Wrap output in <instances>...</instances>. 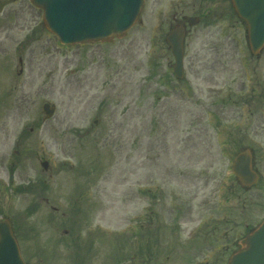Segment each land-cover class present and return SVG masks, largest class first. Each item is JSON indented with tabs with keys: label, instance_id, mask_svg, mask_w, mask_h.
Listing matches in <instances>:
<instances>
[{
	"label": "rangeland",
	"instance_id": "1",
	"mask_svg": "<svg viewBox=\"0 0 264 264\" xmlns=\"http://www.w3.org/2000/svg\"><path fill=\"white\" fill-rule=\"evenodd\" d=\"M144 4L141 17L123 39L64 45L45 29L41 9L33 7L30 0H0V27L10 28L6 20L13 25L9 32L13 40L6 41L9 47L5 53L10 54L2 60L10 64L9 74L16 81L14 89L0 90V220L8 217L14 233L21 234L27 228L40 226L41 209L48 218L51 206H55L59 221L64 210L73 212L71 187L75 185L76 191L80 190L83 176L89 175L88 198L87 194L85 198L78 194V199L83 200L77 204L92 205L86 231H107L99 264H186L182 256L173 260L170 255L154 256L147 250L143 253L152 248V241L148 246L146 242L144 248L139 245L136 214L141 212L146 229H154L156 224H149L150 210L145 208L150 199L148 188L153 185L163 190L157 203L160 226L165 217L175 215V204L191 202L197 194L198 200L202 194L207 197L214 191L221 195L223 213L229 212L225 209L229 199L236 205L240 235L264 218L263 206L256 204V197L264 195V190L247 192L230 171L234 151L220 153L215 149L214 154L192 155L177 141L171 90L158 85L153 76L172 62L165 34L174 12L173 3L145 0ZM16 11L22 13L21 18ZM235 21L231 28L223 24L222 35L218 39L210 37L209 41L201 39L204 33L200 32L198 38L195 34L204 31V24L195 26L186 40V52L213 49L224 54L226 96L244 99L243 112L230 120V128L236 129L238 124L247 128L244 141L256 149L258 162V144L264 142V132L256 135L253 110L245 100L255 66L264 77V51L258 61L251 59L245 24L237 16ZM212 29H216L215 24ZM27 40L43 64L40 69L29 70L25 63L23 75H18L17 58L20 54L28 56L27 49L21 51L20 45L27 44ZM164 95L166 100L161 99ZM44 101L56 105L49 120H44L41 111ZM32 126L35 130L30 133ZM21 135L22 144L15 147ZM236 137L237 133L230 138ZM13 143V148L22 150V156L15 155ZM45 160L47 169L42 167ZM100 174L106 181L98 187ZM206 176L214 180L204 183ZM163 178L166 181L162 184ZM41 181L47 185L43 194L50 202L46 204L36 198ZM135 182L139 199L134 193ZM28 185L32 191H15L17 186ZM193 205L187 228L197 222L201 213L198 201ZM165 232L168 233L166 228L159 233L163 249L169 246ZM201 259L199 253L195 261Z\"/></svg>",
	"mask_w": 264,
	"mask_h": 264
},
{
	"label": "flooded vegetation",
	"instance_id": "2",
	"mask_svg": "<svg viewBox=\"0 0 264 264\" xmlns=\"http://www.w3.org/2000/svg\"><path fill=\"white\" fill-rule=\"evenodd\" d=\"M172 3L174 10L173 22L176 23L179 19H185L188 15L197 17L196 22L204 24H202L204 31L199 30L195 34L198 38L200 32L204 33L201 38L204 41H209L210 37L218 39L222 35L223 24L226 25L227 23L228 28H231L236 23L231 0H172ZM16 14H19L21 18V12L16 11ZM6 21L10 28L7 25L0 27V90L3 88L9 91L15 88L13 83L16 81H14L15 77L9 74L10 64L5 65L2 60L10 54L5 53L9 47V43H6V41L12 39L9 32L11 33L10 30L13 25L10 21ZM16 23L20 22L17 21ZM174 23H170V29L175 25ZM20 24L23 27L22 23ZM213 24H215L216 29H212ZM194 27L187 28L186 38H188ZM29 46H32V43H21L20 45L21 51L24 48L27 49L28 56L20 54L17 58V63L20 66L16 73L18 75H23L25 63L29 66V70L42 67V57H37L34 48L30 49ZM263 51L264 49L262 53ZM262 53L258 56H251V59L258 61ZM223 55L213 49L185 52L184 72L180 78L175 75L169 62L164 66L165 70H158L153 75L157 78L158 85L171 90L177 141L181 144L182 149L189 150L192 155L214 154L215 149H219L220 153H226V151H234L231 148L232 145L235 146L234 149H238L248 144L244 141L247 130L244 125L239 126L238 124L236 129L230 128V120L239 118L243 112V106L241 105H244V99L240 96L234 98L226 96L227 86H225ZM250 77V94L245 101L253 110L254 127L257 135L264 132V77L257 73V66L254 67ZM166 97L164 95L161 99L166 100ZM1 128L4 131L3 126ZM34 130V126L29 128L30 133H33ZM236 133L238 137L232 140L231 135ZM22 140L23 138L19 137L14 142L15 147H19ZM14 143L12 150L15 155L22 156L21 149L13 148ZM253 153V165L258 173L259 181L245 190L251 192L255 189L262 192V189L264 190V142L258 144V162L255 159V152ZM209 168L210 166L207 169ZM182 176L184 177L185 174ZM98 177H100L98 185L100 187L106 181V177L104 174H100ZM211 180H214V177L209 178V176H206L204 183L208 184ZM165 181L166 179L163 178L161 180L162 184ZM86 182L82 188L83 190H79L84 198L86 194L88 198L87 191L90 188V185H86ZM135 185V197L139 199L138 182H135ZM37 186H40L36 195L38 201L44 204L50 202L49 197L43 195L41 185L38 184ZM95 189L97 190L96 185ZM162 194L163 190L155 185L152 189L148 188L150 199L145 208L150 210V215L147 218L150 221L149 224L156 223L154 229L149 230L144 227L145 218L142 217L141 212L135 216V229L142 246L145 247L146 242L148 246V243L152 241V248L145 249L148 253L154 256L170 255L172 259L175 256H182L186 260V264L199 262L204 264H228L231 255L241 249L242 235H240L237 214H235L236 205L232 204L230 199L229 205L225 207L229 212L225 211L223 213L220 193L217 194V191H214L207 197L202 194L201 199L196 200L198 198L196 192L197 196L192 197L191 202L185 200L182 203L184 206L175 204L174 210L177 211L175 215L165 217V221L160 226L157 203L161 201ZM254 198L253 193H251L250 201H253ZM195 200L198 201V212L201 213L197 216V222L187 228L186 223L191 219L188 214L193 212ZM256 201L258 202L256 204H261L264 208L263 194L257 196ZM82 203L79 204L76 210L73 209V212L64 210L63 218L59 221L55 218L58 207L51 206L50 214L53 216L50 215L48 218L47 213L43 209L40 210L42 216L40 217V226L28 230L25 238L26 244L23 243L25 264H97L95 261H99L102 254L107 231L92 229L86 231L85 226L90 223L93 209L92 205L87 206L85 204L84 206ZM60 225L67 226L59 227ZM257 225L248 228L247 232ZM94 228L96 229L97 225ZM165 228L168 233L165 232L164 238L167 239L169 246L163 249L159 233ZM199 253L202 259L196 262L195 259ZM105 256L108 257V254H105ZM92 259L94 263H92ZM178 263L174 262L173 264Z\"/></svg>",
	"mask_w": 264,
	"mask_h": 264
},
{
	"label": "water",
	"instance_id": "3",
	"mask_svg": "<svg viewBox=\"0 0 264 264\" xmlns=\"http://www.w3.org/2000/svg\"><path fill=\"white\" fill-rule=\"evenodd\" d=\"M43 9L47 30L63 44L107 41L121 37L135 24L143 8V0H31ZM238 16L249 25L251 51L259 53L264 46V0H232ZM167 37L175 63V71L182 70L184 33L181 26ZM54 106L43 104L49 118ZM232 171L243 185L254 182L250 152H240L234 159ZM46 167V163L43 165ZM244 248L233 255L229 264H264V222L242 241ZM0 264H24L19 245L7 219L0 221Z\"/></svg>",
	"mask_w": 264,
	"mask_h": 264
}]
</instances>
